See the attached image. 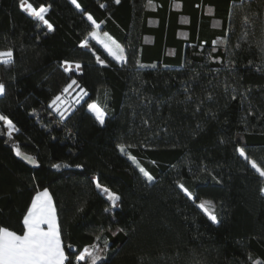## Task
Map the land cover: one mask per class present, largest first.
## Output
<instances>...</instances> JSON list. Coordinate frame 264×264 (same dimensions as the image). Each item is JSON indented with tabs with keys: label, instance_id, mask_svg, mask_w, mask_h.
I'll return each instance as SVG.
<instances>
[{
	"label": "trees",
	"instance_id": "1",
	"mask_svg": "<svg viewBox=\"0 0 264 264\" xmlns=\"http://www.w3.org/2000/svg\"><path fill=\"white\" fill-rule=\"evenodd\" d=\"M28 2L48 9L53 30L21 0H0V51H13L0 115L16 127L9 137L0 121V227L22 235L47 190L65 264H90L76 257L93 245L96 264H264V178L236 151L264 167V0ZM87 15L126 62L89 39ZM72 80L87 95L63 103L62 120L49 104Z\"/></svg>",
	"mask_w": 264,
	"mask_h": 264
},
{
	"label": "snow or ice",
	"instance_id": "2",
	"mask_svg": "<svg viewBox=\"0 0 264 264\" xmlns=\"http://www.w3.org/2000/svg\"><path fill=\"white\" fill-rule=\"evenodd\" d=\"M70 2L75 5L77 9L80 8L77 0H70ZM119 2L120 0H116L117 4ZM20 7L21 10L26 12L28 16L42 22L48 28L49 32L53 30L52 25L45 19V14L48 11L46 7L41 6L38 9L34 8L28 0H21ZM87 20L92 23L94 29H99V24L96 23L91 15H87ZM89 35L92 39L96 40L97 43L102 44L105 51H107L108 54L118 63L126 62L124 49L121 48L114 40H111V38L101 40L96 31L90 32ZM104 35L107 37V33ZM80 46L82 48L88 47V40H84ZM12 59L13 51L11 49L0 51V64H9L12 62ZM97 62L101 65L104 64V61L101 60L100 57H97ZM65 64H67V62H65ZM140 66L143 67V65ZM70 67V65L65 67V72H68ZM75 67L79 69L81 66L77 63ZM153 67H155V65H153ZM76 84L77 81L72 80V82L63 89V93H68L69 89ZM5 91L6 86L3 83H0V95H4ZM81 92L83 95H87L83 89H81ZM82 98V96L79 97L75 103H79ZM233 99H235V97H233ZM62 104V95H57L51 101L49 107L52 108L53 106H56L55 111L63 120L67 109L61 111ZM88 109L93 113L96 120L101 125L105 123V112L101 107L97 104H89ZM0 121H3L4 125L8 129V135L11 137L12 132L16 130L12 120L5 115H0ZM127 147H131V145H128ZM119 148L121 153H124L126 146L119 145ZM236 151L241 157L248 160V163L261 178H264V167H261L255 161L248 159L245 149L237 148ZM16 155H21L18 149L16 150ZM28 159L31 160L30 157ZM32 162L34 163V161ZM53 167H58V165H53ZM139 171L149 183L153 181V176L150 175L144 168H139ZM93 182L96 183V187L98 189H101L103 193L107 194V198L111 201L112 207H117V201L120 197L111 193L108 188H102L100 183L96 181ZM179 187L189 200L193 199L192 194L184 187V185L181 184ZM261 193L264 194V188H261ZM210 203L211 202L209 201H205L197 206L201 209V211H203L204 215L207 216L208 220L215 224L217 223V216L214 211H209L207 207ZM23 224V235H17L14 231L0 227V264H65L68 257L65 256L64 249L61 245V234L56 223V210L52 205V200L47 190L42 193H38L33 198L31 207L28 209L27 215L24 217ZM42 225H47V228H42ZM105 247H107V241H105ZM86 258L90 261V264H96L97 260L100 259L99 252L95 245L91 248H85L83 250V254L76 257L78 261H84ZM69 264H71V261H69Z\"/></svg>",
	"mask_w": 264,
	"mask_h": 264
},
{
	"label": "rangeland",
	"instance_id": "3",
	"mask_svg": "<svg viewBox=\"0 0 264 264\" xmlns=\"http://www.w3.org/2000/svg\"><path fill=\"white\" fill-rule=\"evenodd\" d=\"M93 31H96L97 33H98V35H99V38L101 39V40H106L108 37H105V35H104V33H102V32H100V30L99 29H94ZM91 38V37H90ZM89 38V39H90ZM90 40H92L93 42H95L96 44H97V41L96 40H94V39H90ZM99 44V43H98ZM102 48H103V46H102V44H99ZM104 49V48H103ZM104 51H105V49H104ZM107 54H108V52L107 51H105ZM109 55V54H108ZM110 56V55H109ZM111 57V56H110ZM112 58V57H111ZM113 59V58H112ZM113 60H115V59H113ZM116 61V60H115ZM116 63L117 64H119V65H121L122 63H118L117 61H116ZM67 66H69V65H67ZM72 67V66H71ZM75 67V66H74ZM63 95V94H62ZM65 95L67 96V97H69V102H70V106H69V104L68 103H66L69 107H72V105L74 106L75 105V101L79 98V97H81V96H83V94L80 92H78V91H76L75 92V89L74 90H72V89H69V91H68V93H65ZM63 98V97H62ZM64 99V98H63ZM62 99V100H63ZM82 99H80V101H81ZM63 103H64V100H63ZM55 107L56 106H53L51 109H52V111H54L57 115H58V117H60V115L55 111ZM66 107V106H65ZM64 106H61V111H64L66 108H65ZM68 113V110H67V112H66V114ZM65 114V115H66ZM13 133V132H12ZM7 134H8V129H7ZM100 190V192H101V194H103L104 195V197L105 198H107V194H105V193H103L102 192V190L101 189H99ZM108 199V198H107ZM205 201H202V202H200V204L201 203H204ZM110 203H111V201H110ZM207 207H208V210L209 211H213L214 209H213V206L211 205V203L209 204V205H207Z\"/></svg>",
	"mask_w": 264,
	"mask_h": 264
},
{
	"label": "crops",
	"instance_id": "4",
	"mask_svg": "<svg viewBox=\"0 0 264 264\" xmlns=\"http://www.w3.org/2000/svg\"><path fill=\"white\" fill-rule=\"evenodd\" d=\"M89 38H90V36H89ZM90 39H91V38H90ZM97 44H98V43H97ZM98 45H99V44H98ZM99 46H100V45H99ZM100 47H101V46H100ZM101 48H102V47H101ZM102 49H103V48H102ZM103 50H104V49H103ZM105 53H106V52H105ZM106 54H107V53H106ZM107 55H108V54H107ZM108 56H109V55H108ZM109 57H110V56H109ZM110 58H111V57H110ZM111 59H112V58H111ZM112 60H113V59H112ZM114 61H115V60H114ZM115 62H116V61H115ZM42 192H44V191H39L38 193H42ZM38 193H36V194L34 195V197H35ZM34 197H33V198H34ZM31 204H32V202H31ZM31 204H30V207H31ZM52 205H53V203H52ZM30 207H29V208H30ZM53 207H54V206H53ZM27 212H28V211H27ZM26 215H27V213H26ZM26 215H25V216H26ZM23 220H24V219H23ZM56 223H57V218H56ZM23 225H24V224H23ZM57 226H58V224H57ZM41 227L44 228V229H46V228H47V225H42ZM22 235H23V234H22Z\"/></svg>",
	"mask_w": 264,
	"mask_h": 264
},
{
	"label": "built area",
	"instance_id": "5",
	"mask_svg": "<svg viewBox=\"0 0 264 264\" xmlns=\"http://www.w3.org/2000/svg\"><path fill=\"white\" fill-rule=\"evenodd\" d=\"M63 94V95H62ZM61 95H62V97L64 98H62L63 100H64V103H69V97H67L66 95H65V93H62Z\"/></svg>",
	"mask_w": 264,
	"mask_h": 264
},
{
	"label": "water",
	"instance_id": "6",
	"mask_svg": "<svg viewBox=\"0 0 264 264\" xmlns=\"http://www.w3.org/2000/svg\"><path fill=\"white\" fill-rule=\"evenodd\" d=\"M21 159H23L26 162H32L31 160H29L27 157H25L24 155H20L19 156Z\"/></svg>",
	"mask_w": 264,
	"mask_h": 264
}]
</instances>
